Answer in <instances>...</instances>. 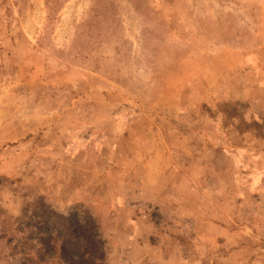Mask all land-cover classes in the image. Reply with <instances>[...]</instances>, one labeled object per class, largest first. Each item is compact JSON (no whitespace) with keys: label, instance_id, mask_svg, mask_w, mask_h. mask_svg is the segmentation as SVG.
<instances>
[{"label":"rangeland","instance_id":"rangeland-1","mask_svg":"<svg viewBox=\"0 0 264 264\" xmlns=\"http://www.w3.org/2000/svg\"><path fill=\"white\" fill-rule=\"evenodd\" d=\"M76 207L104 264H264V0H0V264Z\"/></svg>","mask_w":264,"mask_h":264},{"label":"trees","instance_id":"trees-1","mask_svg":"<svg viewBox=\"0 0 264 264\" xmlns=\"http://www.w3.org/2000/svg\"><path fill=\"white\" fill-rule=\"evenodd\" d=\"M22 222L27 232L22 238L12 237V257L16 264H104L106 243L90 212L73 208L67 216L42 211L25 215ZM24 224V223H23Z\"/></svg>","mask_w":264,"mask_h":264}]
</instances>
